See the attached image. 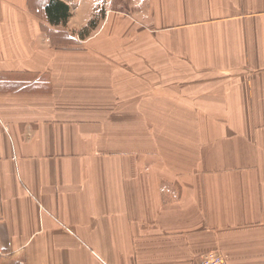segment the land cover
<instances>
[{
  "label": "crops",
  "instance_id": "1",
  "mask_svg": "<svg viewBox=\"0 0 264 264\" xmlns=\"http://www.w3.org/2000/svg\"><path fill=\"white\" fill-rule=\"evenodd\" d=\"M58 1L0 0V264H264V0Z\"/></svg>",
  "mask_w": 264,
  "mask_h": 264
},
{
  "label": "rangeland",
  "instance_id": "2",
  "mask_svg": "<svg viewBox=\"0 0 264 264\" xmlns=\"http://www.w3.org/2000/svg\"><path fill=\"white\" fill-rule=\"evenodd\" d=\"M113 39V40H112ZM122 39H124V36L121 34L119 35V33L115 32L113 37L111 38L112 42L109 43L104 50H101L98 48V46L96 47V49L93 51L94 53H97L98 55V61L99 60H108V59H112L114 60V65L116 67H113L115 72H116V76L120 77V61H121V57L122 55H124L126 50V47L122 45ZM58 58L62 57V53H57L56 54ZM65 57H63L64 59ZM88 60H86L84 63H87ZM112 68V69H113ZM104 72V71H102ZM88 77H90V75H87ZM114 85L117 87V89L119 90V83H114Z\"/></svg>",
  "mask_w": 264,
  "mask_h": 264
},
{
  "label": "trees",
  "instance_id": "3",
  "mask_svg": "<svg viewBox=\"0 0 264 264\" xmlns=\"http://www.w3.org/2000/svg\"><path fill=\"white\" fill-rule=\"evenodd\" d=\"M47 8H48V15L50 16V19L52 21L57 22L60 19L64 20L68 16L67 6L58 0H51Z\"/></svg>",
  "mask_w": 264,
  "mask_h": 264
},
{
  "label": "built area",
  "instance_id": "4",
  "mask_svg": "<svg viewBox=\"0 0 264 264\" xmlns=\"http://www.w3.org/2000/svg\"><path fill=\"white\" fill-rule=\"evenodd\" d=\"M195 264H228L217 252L210 251L201 256Z\"/></svg>",
  "mask_w": 264,
  "mask_h": 264
}]
</instances>
